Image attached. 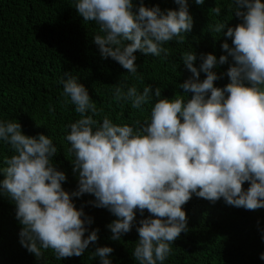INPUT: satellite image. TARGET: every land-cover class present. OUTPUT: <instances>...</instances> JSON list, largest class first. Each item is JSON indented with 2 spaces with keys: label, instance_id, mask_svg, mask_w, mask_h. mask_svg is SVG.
I'll return each instance as SVG.
<instances>
[{
  "label": "clouds",
  "instance_id": "obj_1",
  "mask_svg": "<svg viewBox=\"0 0 264 264\" xmlns=\"http://www.w3.org/2000/svg\"><path fill=\"white\" fill-rule=\"evenodd\" d=\"M179 10L162 12L148 8L141 0L134 10L133 0H75V10L84 22H95L99 34L94 43L103 58H111L128 73L138 75L135 52L163 59L168 49L162 45L175 40L184 43L193 28L188 0H174ZM234 15L242 23L227 28L232 47L223 43L227 55L219 61L213 54L197 56L185 52L182 61L192 76L179 84L184 100L161 97L151 109L150 119L137 127L114 124L104 117L99 123L96 104L88 90L75 77L63 85L64 103L75 105L80 119L72 123L65 139L73 155V172L78 173V190L69 194L62 188L66 175L53 165L58 149L49 136L24 135L21 124L0 121V141L15 153L4 159L0 169V194L15 204L21 224L20 244L37 259L43 250L52 249L57 260L80 257L98 240L99 229L88 230L93 222L77 210L71 197L90 194L88 203L108 209L117 217L107 225L112 240L131 231L136 211L150 218L139 221V239L132 253L138 264H164L172 244L187 229L182 206L193 195L215 204L221 198L227 205L254 211L264 209V3L261 0H232ZM203 5L205 0H195ZM217 16L221 8H212ZM226 27L217 23L210 31L221 33ZM130 42V43H126ZM232 64L224 88L214 86L220 77L213 71L219 65ZM206 78L201 81L200 73ZM150 85L138 91L135 85H114V100L131 102L134 109L153 100ZM50 111H55L50 107ZM91 113L89 115L88 113ZM39 126V125H37ZM248 182L245 191L243 184ZM154 217V218H151ZM113 249L99 247L94 256L101 264ZM264 260V254L260 256Z\"/></svg>",
  "mask_w": 264,
  "mask_h": 264
},
{
  "label": "trees",
  "instance_id": "obj_2",
  "mask_svg": "<svg viewBox=\"0 0 264 264\" xmlns=\"http://www.w3.org/2000/svg\"><path fill=\"white\" fill-rule=\"evenodd\" d=\"M141 0H133L134 10ZM264 3V0H261ZM145 7L158 6L162 12L179 10L174 0H143ZM219 6L217 16L212 8ZM232 0H205L197 5L188 0L189 14L193 17V28L185 34L184 43L175 40L162 45L168 49L167 59L151 54L145 56L137 51L135 63L138 75L128 73L113 59L103 58L94 36L99 34L98 25L84 22L75 10V0H0V121H15L21 124L24 135L49 136L58 152L52 158L53 165L66 175L62 188L69 194L78 190V173L73 172V155L68 151L69 142L65 137L70 125L80 119L75 105L65 104L62 79L75 77L89 92L96 104L98 115L93 118L102 123L104 117L114 124L137 127L150 119L155 101V89H161V97L173 99L183 97L185 101L192 93H184L179 84L192 74L183 64L185 52H194L197 60L194 66L199 70L201 55L213 54L217 61L227 55L223 43L232 47V40L226 36L227 28L242 23L234 15ZM217 23L226 27L221 33L210 31ZM130 43V42H126ZM232 64L228 63L213 69L219 79L214 86L224 88L229 82L226 72ZM206 75L201 72L200 80ZM127 87L135 85L138 91L150 85L153 100L134 109L131 102L114 100V85ZM50 107L55 111H50ZM91 115V113H88ZM39 125V126H37ZM15 153L10 145L0 141V169L6 157ZM0 171V181L4 179ZM250 184L245 182L246 191ZM77 210H83L85 218H91V225L84 238L91 231L99 229L98 240L90 244L80 257L57 260L52 249L43 250L37 259L21 244L19 232L21 224L16 219L14 202L7 195L0 194V264H101L99 256H94L99 247H110L113 252L107 257L111 264H138L132 253L139 239V221L150 218L147 210L143 215L136 211V219L129 233L120 240H112L107 225L117 219L105 208L89 204L95 197L83 194L71 197ZM187 217V231L172 244V252L164 264H264L260 259L264 254V209L254 211L227 205L223 198L215 204L197 198L182 206ZM154 218V217H151Z\"/></svg>",
  "mask_w": 264,
  "mask_h": 264
}]
</instances>
